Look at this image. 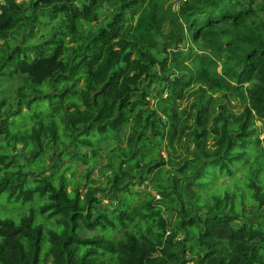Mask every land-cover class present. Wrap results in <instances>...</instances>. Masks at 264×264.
Wrapping results in <instances>:
<instances>
[{"label":"trees","instance_id":"16d2710c","mask_svg":"<svg viewBox=\"0 0 264 264\" xmlns=\"http://www.w3.org/2000/svg\"><path fill=\"white\" fill-rule=\"evenodd\" d=\"M17 74L0 111V264H264V0H0V76ZM147 176L161 200L137 186Z\"/></svg>","mask_w":264,"mask_h":264},{"label":"rangeland","instance_id":"374dc122","mask_svg":"<svg viewBox=\"0 0 264 264\" xmlns=\"http://www.w3.org/2000/svg\"><path fill=\"white\" fill-rule=\"evenodd\" d=\"M171 2H172V0H171ZM172 3L174 5V7H176L175 6V3L174 2H172ZM106 15H107V13L104 11V14L102 15V21L105 19ZM37 29H38V27H37ZM38 36L41 37V36H44V34H42L39 31L38 32ZM22 78H23V75H20V74L13 75L11 77H4V76L1 77L0 76V102H2V101L5 102V104H4L5 106L3 108H1V110H0L1 113H4V111L7 109L6 107H14V105H15V90H16V88L18 86H20L22 84ZM156 86H157V84L155 83L154 86H153L152 92L155 91V89H157ZM149 99H150V104H152L154 102V97L153 96H150ZM191 99L192 98L189 97L187 100H185L183 102V105L186 104L187 101L189 102ZM225 102L227 103V107L230 108L234 112H238L241 109L240 104L238 103V101L235 100V99H233V98H229V100H225ZM216 111H218V107L217 106H215V112ZM190 119H192V118H190ZM162 121L163 120L161 119L160 122H162ZM257 124L259 125L260 122L257 121ZM122 132H126L127 133V129L126 128H123ZM263 135L264 134H260V137L262 138ZM124 140L125 139H122V141H120V143L121 144H122V142L124 143ZM213 142H214V139H210L207 142V147H209V148L212 147L213 146ZM107 143H108V146L105 149L101 148L100 151L97 150L98 147L100 146V143H98L96 145L95 148L97 150V155L95 156V167L93 168V171H92V173L90 175V177L92 179H95V183L96 184H100V185H106L107 180H108V176H110L112 174V169L106 166L107 163H110V162L113 163V162H115L114 161V152H113V149L116 147L117 143L113 141V138H110L108 141L106 140L105 141V146L107 145ZM166 143H167V140L163 137V144H161V147L159 148L160 151H161V153H162V156L163 157H166V155H167V152L165 150V147H167L168 145L166 146ZM182 145L181 146L180 145H176L177 150L179 152H181L180 155H177L178 152L175 153L174 156H176L177 158H180L181 155L182 156L183 155L184 156L187 155L186 154V150H185V146H188L189 149H192V147H193L191 143H189V144L188 143H185L183 146ZM10 147H8V148H10ZM57 150L58 149H56V151ZM13 151H15L14 153H19V157L15 158L14 162L22 163L23 161L21 159L26 160L27 157H26V155L22 151L21 152H19L17 150H13ZM67 151H70V149L67 150ZM9 155H11V154H9ZM188 155L191 156V153H188ZM23 156H24V158H23ZM54 158H56V157L54 156ZM86 166L87 165L86 164H83V163H81L79 165L80 168H84ZM66 175L68 177H70L71 176V173L70 172H67ZM242 175H243V173L240 170V171H238L236 173L237 180L231 181V177L225 176V177H223L221 179L219 178V180H218L217 183L218 184H221L222 181H225L226 183L227 182H230L231 184L234 183L237 186L238 185V181L241 179ZM169 176H171V177H169L171 180H172L173 177H174V179L176 178L175 179V181H176L175 186L176 187L174 186L175 187L174 189H175V191H177L179 193V195L184 200L185 199V196L183 194L184 193V187H183V184L181 183L182 177L179 176V175L175 176L174 173H173V171H170ZM123 179L124 178H122V181H123ZM151 179L152 178L149 179L148 176H147V178H144L143 182L142 183L139 182L137 186L140 187V188L146 186L145 189L152 191L153 194H155V197H156V200L157 201L158 200H161L163 196L161 194H159L157 192L158 190H156V188H155V185L157 184V182L151 181ZM170 179H167L166 180L164 178L163 179L164 185L168 184L170 182ZM203 180L206 183H208V176L207 175H204L203 176ZM137 181H140V180H137ZM234 184L230 185L229 187H232ZM108 186H109V184H108ZM208 186H209V183L204 186L203 192H205L207 190ZM216 187H218L217 192H220V194H222L227 189V187L226 186H223V185H216ZM70 188H71V186L68 187V189H70ZM81 190L84 191L83 189H81ZM172 190H173V188H172ZM215 192H216V189H215ZM106 193H109V191L106 192ZM110 195L111 194H109V195H107V196L104 197V202H107L108 201V197ZM2 198H3V196H2ZM206 198H207V196H206ZM200 199L201 200H204V198H203L202 195H201ZM250 207H253L251 201L246 200L245 201V209L250 208ZM2 210H3V208L0 207V211H2ZM263 210L264 209H262V211ZM4 214H1V215H4ZM163 215L166 216V217H169L168 219L171 221V223L176 218L175 212L172 213L170 210H167V209H164ZM179 237H181V235H179Z\"/></svg>","mask_w":264,"mask_h":264},{"label":"built area","instance_id":"2783aa9c","mask_svg":"<svg viewBox=\"0 0 264 264\" xmlns=\"http://www.w3.org/2000/svg\"><path fill=\"white\" fill-rule=\"evenodd\" d=\"M18 1H21V0H18ZM171 1V0H170ZM183 1H185V0H172V2H174L175 3V6L177 7L178 6V4H180L181 2H183ZM175 7V8H176Z\"/></svg>","mask_w":264,"mask_h":264}]
</instances>
